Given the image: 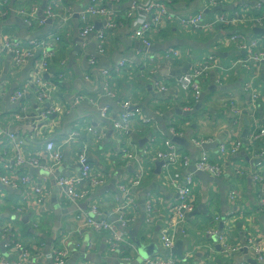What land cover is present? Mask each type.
I'll return each mask as SVG.
<instances>
[{
  "label": "crops",
  "instance_id": "0c3cea01",
  "mask_svg": "<svg viewBox=\"0 0 264 264\" xmlns=\"http://www.w3.org/2000/svg\"><path fill=\"white\" fill-rule=\"evenodd\" d=\"M51 1L46 0L45 6ZM99 1L101 5L119 12L117 20L121 24L118 29L106 32L103 54L97 52L98 41L95 37L104 26L103 20L93 19L95 33L81 37L78 20L67 18L65 14L66 10L73 14L79 12L89 0H62L57 7L58 18L48 22L38 32L27 29L21 18L12 11L0 18V91L5 90L4 95L0 92V105L6 112L19 110L18 104H9L8 96L23 86H28V75L35 64L31 62L22 70H13L11 57L2 48L3 42L12 36L22 40L41 39L47 34H56L58 30L62 32L55 59L51 60L54 64L51 62L44 75L45 80L54 84L56 93L52 102L43 104L47 109L51 106L59 108L62 115L52 116L55 119L53 122L50 119L46 123H36V131L29 123L15 122L11 124L10 130L19 131L23 136L33 130V134L36 132L28 149L30 155L39 156L42 164L46 161L42 153L46 141L70 140L63 151V161L53 175L28 166L19 170L32 178L33 187L42 189L46 194L42 205L34 203L31 187L13 190L0 184V225L17 226L23 242L21 245L29 252L26 264H51L41 260V255L49 253L54 243L60 239L61 246L68 252L66 264H108L101 259L125 261L124 256L110 255L107 252L105 234L95 233L82 219L77 218L76 210L65 203L63 192L55 184L57 176L74 175L78 172L76 153L82 143L88 147L89 162L96 174H108L109 178L104 187L94 190L89 199L80 204L81 212L88 211L93 204L99 205L101 218L116 224L113 213L121 202L118 187L123 181L133 178L141 164V168L147 173L145 172L142 186L134 194L138 206L135 211L136 220L126 231L137 250L132 261L142 264L143 258L139 255L141 249L149 251L151 256L162 257L166 255L160 243L164 218L168 216V209L176 198V190L170 184L171 177L183 179L189 171L182 167L170 168L164 165L160 174H156V164L159 161L153 150L149 149L152 145L157 150L163 141L171 142L178 138L181 144L174 145L189 159V166L203 152H207L211 160L221 166L224 172L220 179L223 180L224 192L215 183L203 184L196 179L195 210L185 217L180 229L175 232V244L182 242V256L177 257L186 264H204L209 254L207 248H211L213 253L210 255L215 263L223 264L225 257L222 255L220 236L229 235L241 249L228 259L231 264H259L251 252L244 250L248 233L264 248V212L258 211V192L248 176V171L254 170L255 162L250 159L244 147L232 158L219 156L217 148L221 143L241 141L245 129L247 133L252 131L254 119L259 120L264 116L262 64L250 63L233 67L237 60L244 57V53L238 44L230 42L232 36L241 35L247 42L256 37L262 38L264 44V33L254 32L255 29L264 32V28L254 27L250 20L262 16L264 7L256 15L252 5L257 0H216V9L203 10L207 24H211L218 15L239 18L246 16L249 20L241 19L232 27L214 26L204 33L167 23L158 31L151 32L152 49L145 51L140 41L131 36L135 31L134 21L141 19L139 15L143 14L134 13L133 17H129L126 13L133 1L145 3L149 0H122L119 4L109 0ZM150 1L165 2L175 15H192L205 5V0ZM42 4L43 0H11L6 9L37 6L40 12ZM144 17L151 19L150 13ZM168 51L179 52L180 58L170 60L171 58L166 57ZM207 55L214 56L219 68L211 70L205 78L200 97L196 99L182 95L176 80ZM39 57L40 55L36 56ZM89 57H96V70L110 74V78L105 79L109 90L103 89L104 78L93 73ZM121 60L131 61L133 69L123 70L116 75L113 71ZM155 80L164 81L168 91L159 93L153 87ZM251 92L257 94V102H252ZM108 93L113 97L106 95ZM78 96H82L83 100L75 102ZM34 98L35 91L32 86H28L22 102L32 106L29 112L37 110ZM123 101H130L134 110L153 120L154 126L133 123L129 136L118 139L112 129V122L119 119L120 103ZM104 108H107L105 117L102 116ZM236 110L240 113L235 114ZM89 128L92 131H88ZM193 141H209L210 144L216 142L218 145L204 150L196 147ZM5 147L9 150L7 146L0 147V160ZM255 148L264 151V139L258 141ZM127 155L131 161H127ZM12 158L14 155H11ZM231 187L241 195L240 203L245 209L242 218L235 221L233 217L226 222L228 216L239 211L237 205L227 199ZM148 201H155L156 207L150 225L144 222V208ZM201 207L205 209L199 210ZM18 209L21 210L20 215L17 213ZM196 210L197 213L194 214ZM215 217L219 218L218 222ZM24 218H27L25 222ZM25 226L28 228L27 233L24 231ZM0 243H4L0 247V260L15 262L21 258V252L12 249L8 240ZM189 252L192 255L186 257ZM84 253L100 262L85 261L81 257ZM127 255L126 252L125 256Z\"/></svg>",
  "mask_w": 264,
  "mask_h": 264
},
{
  "label": "built area",
  "instance_id": "2783aa9c",
  "mask_svg": "<svg viewBox=\"0 0 264 264\" xmlns=\"http://www.w3.org/2000/svg\"><path fill=\"white\" fill-rule=\"evenodd\" d=\"M11 0H0V18L7 16L12 11L17 14L31 32H38L48 22L58 18L57 7L61 4L62 0H52L50 4H47L45 8L39 12L37 6L22 7L19 9H6V5ZM111 3L119 4L120 0H109ZM204 7L201 8L195 14L175 15L169 9L165 3H154L150 0L133 1L129 6V12L126 13L129 17H133L134 13H140L144 16L150 13L151 19L148 20L143 15L141 19L137 18L133 26L135 31L131 34L133 38L140 41L143 48H150L152 46L150 35L153 31H158L160 27L167 23H173L181 28H190L197 33H204L214 26L232 27L237 24L241 19L242 21L249 20V17H237L231 15H218L211 24H207L204 18L203 10L216 9L218 3L216 0H205ZM264 7V0H257L256 7L253 12L257 15ZM118 11L111 10L106 6L100 4L99 0H89L88 4L77 13H72L70 10H66L65 14L67 18H77L79 25H81V37H87L90 34L95 33V27L92 20L99 18L103 20L104 26L102 30L96 33V39L98 41V54H103L105 51L104 43L107 31L118 29L121 24L118 22ZM66 20V19H65ZM254 23V27L264 28V14L262 16L253 17L250 19ZM61 30L56 34H47L44 38H30L27 40L18 39L15 37L7 38L2 45L4 51L11 57V67L13 70H22L27 67L31 62H34L35 66L32 72L28 75V86H32L35 91L34 104L37 106V110L29 112L32 106H27L23 101L24 95L27 93V87L23 86L21 89L13 92L8 96V102L10 105H19L18 111H3L0 105V147L7 146L3 149L2 159L0 160V184L5 188L13 190L25 189L31 187V192L34 197V203L37 206L43 204L46 197L44 191L40 188L33 187L32 178L19 172L21 168L28 166L34 169H42L53 175L54 171L61 165L63 161V151L68 145V139H62L60 141L48 140L44 143L43 154L45 162L42 164L39 156H32L29 154L28 145L34 139V130L38 129L36 123H46L54 115L61 116L62 113L57 107L45 108L44 103L52 102L53 95L56 93L55 86L45 80L44 75L47 74V60L55 59V54L58 50L59 42L61 40ZM230 42L238 44L240 49L244 53V57L241 60H237L233 67L238 65H249L250 63H261L264 74V44L262 38L256 37L252 41H246L241 35L232 36ZM40 55L39 58H36ZM166 57L180 58V53L175 51H168ZM89 65L93 68V73L97 76H101L104 79L103 89L109 90V85L105 79L110 78V74L105 71H98L95 68L96 57H89ZM154 63V62H152ZM95 68V69H94ZM219 68L215 63L213 55H207L197 61L189 70L182 74L176 80V85L179 92L191 98H198L202 92V86L205 78L208 76L211 70ZM133 69L132 62L129 60H121L113 73L116 75L121 74L123 70ZM1 75V66H0ZM153 87L159 93H165L168 91L166 83L158 82L155 80ZM250 91V90H249ZM2 95L5 94V90L0 91ZM252 102H257L258 96L254 92H251ZM109 97H113L111 93L106 94ZM83 100L82 96H78L75 102ZM22 102V103H20ZM121 113L119 119L112 122V129L116 132L118 139L127 138L131 133V126L133 123L144 126H154L152 119L143 116L140 111L134 110L130 101H123L120 103ZM107 108L102 110V116H106ZM240 113L238 110L235 114ZM252 125V131L247 134L245 146L240 140H234L230 143H221L218 145L217 154L219 156H226L232 158L239 154L243 147L245 148L250 159L255 162L254 170L248 171V176L251 178L252 185L257 189L258 199L260 206L258 211L264 212V151L255 148L256 143L264 139V116L257 120L254 119ZM15 122L26 123L34 126V130L30 134L23 136L19 131L10 130L11 124ZM237 124V122L235 123ZM88 131H92L90 128ZM174 131V129L172 130ZM77 135V134H76ZM36 136V135H35ZM193 144L201 148L204 144H210L209 141H193ZM161 147V149H159ZM154 150L152 145L149 149L153 150L157 161L164 162L165 166L182 167L188 169L189 159L181 154L179 148L171 143L169 140H165ZM88 147L81 143V146L76 153V162L79 166V170L74 175H59L55 178L56 186L63 192L64 200L67 205L73 207L77 214L76 217L84 221L85 225L93 230L97 234H105V243L107 246V252L110 255L124 256L126 262L132 261L137 255L135 246L130 242L127 236V229L132 225L135 220V211L138 209L135 200V190L142 186L143 179L146 170L141 168V164L137 167L138 172L133 178L123 181L119 185V191L121 193V202L113 215L117 223L114 224L109 219L101 218V212L99 205L93 204L88 211L80 210L81 203L89 199L92 192L96 189L104 187L108 182V174L99 175L96 174L92 165L89 163ZM11 155L14 158L11 159ZM128 159V155L125 156ZM131 161V160H127ZM163 165V166H164ZM194 167L198 171L205 172L213 178H221L223 176V170L221 166L214 163L207 152H203L199 159L194 163ZM175 171V169H173ZM172 171V172H173ZM171 185L176 190V198L169 207V214L164 218V227L160 236V243L165 250L166 255L162 257L149 256L143 259L142 264H186L182 262V259L174 255L171 250L175 246V232L180 229L181 223L185 217L191 215L195 210L197 197L195 194V182L196 178L192 173H186L183 179L171 177ZM241 195L239 192L231 187L228 192L227 199L230 203L237 205L239 211L228 216L226 222L231 219L236 221L237 218L243 217V209L245 206L240 203ZM145 219L146 224H151V217L155 214V201H148L145 205ZM17 213L20 215L21 210L18 209ZM218 222L219 218L215 217ZM234 221V222H235ZM235 224V223H234ZM233 224V226H234ZM118 225V226H117ZM245 247L254 259L259 264H264V248L252 238V235L248 233L245 237ZM8 240L12 245V249L21 252V258L15 262L0 260V264H26V260L29 257L28 250H25L21 243V237L17 226L12 224L0 225V242ZM220 242H222V255L225 257L223 264H231L228 259L238 252L239 249L229 237V235L220 236ZM62 239L57 240L51 247L49 253L41 255V260L49 261L51 264H66L68 259V252L61 246ZM209 254L206 257L204 264H216L213 256V249L207 248ZM128 253L125 256V253ZM192 253H187L185 256H191Z\"/></svg>",
  "mask_w": 264,
  "mask_h": 264
},
{
  "label": "water",
  "instance_id": "95a60500",
  "mask_svg": "<svg viewBox=\"0 0 264 264\" xmlns=\"http://www.w3.org/2000/svg\"><path fill=\"white\" fill-rule=\"evenodd\" d=\"M46 0H43V6H42V8H41V11L45 8V5H46ZM254 32L256 33V34H262V33H264V32H262V31H260V30H257V29H255L254 30ZM35 36V35H34ZM152 48L150 47V48H145V51H150ZM262 80L264 81V74H262ZM200 104V103H199ZM248 124V122L246 121V125ZM247 129H245L244 130V132H243V135H242V140H241V142H242V144H245L246 143V138H247ZM173 144H181V141H179L178 140V138H174V139H172V141H171ZM218 144L215 142V143H213V144H204L203 146H202V148L204 149V150H207V149H209V148H216V146H217ZM165 163L164 162H158L157 164H156V174H160V172H161V168H162V166L164 165ZM188 171H189V173H192L193 175H194V177L196 178V179H198L199 181H201L203 184H208V183H210V182H212V183H215V184H217L218 186H220V189H221V191L222 192H224V184H223V180L222 179H220V178H213V177H211L209 174H207V173H205V172H202V171H198V170H196L195 169V167H194V164L191 162L190 163V166H189V168H188ZM199 210H203V209H205V208H203V207H201V208H198ZM197 213V210L194 212V214H196ZM27 220V218H24L23 219V221L25 222ZM33 232V231H32ZM3 245H4V243L2 244V243H0V247L2 246L3 247ZM138 250H139V247H138ZM147 250V249H146ZM171 252L174 254V255H176V256H182V242L181 241H179V242H177L176 244H175V246L173 247V249L171 250ZM139 255H140V257H142L143 259H145V258H147V257H149V256H151L150 255V253H149V251H144V250H139ZM81 257L82 258H84V260L85 261H87V262H100L97 258H95V257H93V256H91V255H87V254H83V255H81ZM114 260H116V259H113V260H110V259H101V261H103V262H108V264H112V262L114 261ZM105 264V263H104ZM251 264H255V263H253V262H251Z\"/></svg>",
  "mask_w": 264,
  "mask_h": 264
},
{
  "label": "rangeland",
  "instance_id": "374dc122",
  "mask_svg": "<svg viewBox=\"0 0 264 264\" xmlns=\"http://www.w3.org/2000/svg\"><path fill=\"white\" fill-rule=\"evenodd\" d=\"M253 7H256V4H254V5H252ZM247 250V248L245 247L244 248V250ZM137 262H136V260H134V261H129V262H126V261H122V262H119L118 260H114L113 262H112V264H136Z\"/></svg>",
  "mask_w": 264,
  "mask_h": 264
},
{
  "label": "trees",
  "instance_id": "16d2710c",
  "mask_svg": "<svg viewBox=\"0 0 264 264\" xmlns=\"http://www.w3.org/2000/svg\"><path fill=\"white\" fill-rule=\"evenodd\" d=\"M122 0H120V2H121ZM119 2V3H120ZM161 3H165V2H161ZM75 19H77V18H75ZM118 22H119V20H118ZM120 23V22H119ZM79 24V23H78ZM80 28H81V25H80ZM37 39H40V38H37ZM60 42H61V40H60ZM60 42H59V44H60ZM51 60H53V59H48L47 60V68H49L50 67V65H51V62H52V64H54V61H51ZM90 163V162H89ZM24 231L27 233L28 232V228H27V226H25V228H24Z\"/></svg>",
  "mask_w": 264,
  "mask_h": 264
}]
</instances>
